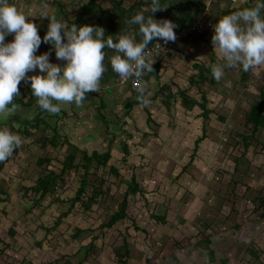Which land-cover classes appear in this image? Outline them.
<instances>
[{
  "label": "rangeland",
  "instance_id": "374dc122",
  "mask_svg": "<svg viewBox=\"0 0 264 264\" xmlns=\"http://www.w3.org/2000/svg\"><path fill=\"white\" fill-rule=\"evenodd\" d=\"M171 1L183 2L166 0L167 7L155 12L157 20L177 23L196 18L206 26L204 12L187 11L185 4L172 6ZM197 1L205 4L213 16L231 4V0ZM102 2L105 7L109 5L107 0ZM205 30L198 32L203 36L202 41H207L208 33H205L209 30ZM192 40L189 38L171 50L178 54L186 46V56L178 54L177 68L172 74L176 76L174 83L184 89L191 88L188 75L194 71L193 59L206 65L213 61L210 57L216 63L223 60L214 50L212 39L206 48L201 43L194 46ZM242 70L226 68L217 86L209 83L200 90L187 89L198 101L201 93L206 95L207 107L212 110L208 119L201 116L199 108L185 111L179 96L171 101L169 98L167 107L168 95L163 92V98L158 97L149 106L155 123H148L150 128L141 132L143 136L140 133L133 148L135 154L127 163L114 160L105 168H91L89 180L100 185L102 195L88 211L83 210L81 203L72 206L71 202L80 187L81 169L70 171L65 183L53 195L39 200L31 192L42 174L36 160L46 153L33 145V137L24 138L25 146L17 155L20 160L12 158L8 164L12 168L5 172L6 176L0 172V188L7 191L6 196L0 195L6 200V204L0 205V264H63L62 257L67 256L78 264L84 258L82 247L89 245L93 237H98L95 248L83 264H118L114 251L123 245L125 234L129 235V264H264V252L258 258L250 252V249L264 250V219L258 212L264 213V208H260L264 199V130L248 150L237 142L240 138L236 135L245 133V114L262 88L264 65L262 69L257 66L256 71L251 70L250 81L243 82ZM156 82L158 85L150 95L164 84L161 80ZM171 89L174 92L178 88L172 85ZM143 112L137 115L143 113L139 124L145 126ZM92 126L102 125L93 121ZM202 136L203 140L195 148L196 140ZM82 142L87 148L99 146L95 142L92 145ZM101 143L99 148L103 150L107 142L104 139ZM51 158L53 162L47 169L60 173L61 149L56 155L51 154ZM111 166L118 167L119 177L110 173ZM133 176L145 193L128 196V218L112 229L101 230V224L119 209ZM91 191V187L86 190L84 201ZM62 215L65 216L61 224L53 227ZM237 223L240 228L236 227ZM77 228L85 232L75 239Z\"/></svg>",
  "mask_w": 264,
  "mask_h": 264
},
{
  "label": "clouds",
  "instance_id": "9594fccd",
  "mask_svg": "<svg viewBox=\"0 0 264 264\" xmlns=\"http://www.w3.org/2000/svg\"><path fill=\"white\" fill-rule=\"evenodd\" d=\"M146 7L155 13L167 5L162 4V0H151ZM262 10L264 0H255L254 6L223 15L213 25L212 44L223 57L222 63L211 66L216 80L222 79L226 68L248 71L264 65ZM42 17L50 19L43 37L36 23L14 3L0 0V114L13 112L18 107L13 101L20 95L21 81L30 83L32 94L37 97L36 103L51 114L59 113L65 103L82 105L88 92L99 91L101 87L106 70L105 48L114 50L109 57L112 70L121 79L133 78V83H138L146 71L153 70L155 59L148 50L150 42L157 37L165 43L175 41L177 35L175 22L157 20L154 15L146 16L144 11H138L128 21L139 25L140 40L129 33H120L116 38L112 35L105 37L102 26L69 25L47 11L42 12ZM10 34L14 38L6 42L5 37ZM42 42L52 48L37 54ZM53 50L57 59L65 61L62 65L51 61ZM30 72L33 74L29 75ZM227 83L230 85L231 82ZM144 86L137 89L140 93L137 99L149 104L151 101L145 95ZM23 142L19 133L8 127L0 128V161L6 160Z\"/></svg>",
  "mask_w": 264,
  "mask_h": 264
},
{
  "label": "crops",
  "instance_id": "0c3cea01",
  "mask_svg": "<svg viewBox=\"0 0 264 264\" xmlns=\"http://www.w3.org/2000/svg\"><path fill=\"white\" fill-rule=\"evenodd\" d=\"M89 1L90 0H13L12 3H14L20 11L25 13L30 21H34L36 23L41 37L46 34L48 25L50 23L49 18L42 17L43 11H47L49 15L55 14L57 18L67 21L69 25H71L72 23H76L78 26L84 24L99 25L104 27L107 34L112 35L114 38H116V36L120 33H129L133 35L137 40L141 39V34L138 30L139 25L129 24L128 21L131 19V17L138 11H144L146 16L154 15L155 17V13L152 14L150 7L146 6L137 8L129 17H124L121 12L117 11L102 15L100 10L97 8L93 14L83 16L77 22H75V16ZM99 1L102 2V0ZM107 1L109 5L105 7L102 2V8L108 9L111 7L110 0ZM254 3L255 0H231V4L229 5L230 7H228L227 9L240 8L242 6L252 7L254 6ZM262 14H264V10H262ZM179 23L180 22L176 23L177 28L179 26ZM205 34H207V41H202L203 38H196L195 40H192L193 45L198 47V44L201 43V46L203 48L211 45L209 39H212L214 32H206ZM13 38V35L10 34L7 36V41H11ZM158 38L159 37L155 38L153 41L157 40ZM152 42H150V44ZM185 47L186 46H183L181 47V49H179V56H186L184 54L186 50ZM50 48H52V45L42 42L37 54H42L43 52L48 51ZM105 52L106 56L104 63L106 66V70L101 78V87L99 91L88 92L82 105L77 106L75 102L65 103L62 104L61 111L59 113L51 114L48 111L40 108L36 103L37 97L32 94L30 83L26 84L24 81H21L19 85L20 95L16 96L14 100H20L22 101V104H17L18 107L13 112L0 114V128L8 126V128L13 132L19 133L23 140L24 138H27V136L33 137L35 140H33V145L38 147L39 152L42 151V153H46L45 157H42V155H40L39 158H37L36 165L39 159L46 157L51 158V154L56 155V151L59 149H61V154L64 155L68 148L67 143L64 142V144H62L64 139L66 141L68 140L71 144L76 145L81 151H85L88 154H93L95 152L103 154L107 151H110L111 159L109 160V162L115 160L117 163H119V161H124V159L128 160L130 156H133L135 154V149L133 148L135 147L134 145L139 139L140 133L145 132V128H150V125L148 124L150 123L148 120V113L150 112L152 118H154L152 110L149 108V106L153 102L151 104H146V106L143 104H134L132 108L127 110L126 104L134 103L136 101L134 92L137 91L131 89L128 84H120L117 82L119 74L112 70V66L109 60V57L114 53V50L106 48ZM178 54L171 53V51L168 52L165 58H163L164 56L162 57L163 60L161 59V61L153 64L152 71H146L144 73L143 78L146 81V96L148 99H151L153 97H156V99L158 97L163 98L161 88L163 86H166L170 89V92L165 90L164 93L166 92L165 94L168 95L170 101L171 99L177 98L178 96L181 100V95H176L178 89L177 91L173 92V89H171L172 85L181 90H185L188 95V90L195 87L189 81V77L193 73H195V71H192V73L188 75V84L191 87L190 89L187 88V90L175 84L176 76H173L172 74L176 71L175 68H177L175 58H177ZM50 59L53 63H59L61 65L65 62L63 60L57 59L54 50L51 54ZM194 61L195 59H193V62ZM262 68L263 65L261 66V69ZM38 72L39 69H37V73ZM257 72L261 75V70H258ZM31 74L33 73L30 72L29 75ZM163 74H167V76H163ZM156 80H161L164 84H162L157 89V91L155 90V94L150 95L149 93H153V87H156L158 85ZM168 97L165 98L166 102H168L169 100ZM190 97L193 98L192 96ZM141 110L142 112L145 111L146 113L145 126L139 124L141 123L140 117L144 113L143 112L140 116H138L137 114L141 112ZM93 121L94 123H100L102 126H92ZM24 123H29V126H27L28 128L24 125ZM31 125H38V127L32 129ZM24 129H27L28 134ZM75 130H78V132L76 133ZM21 131H24V133H21ZM141 134V136H143V133ZM42 135L44 142L45 137H48L49 139H56V143H59L60 146L55 149L50 144L39 141ZM104 139L107 142L106 148H109L100 150L99 147L102 146V143L100 145V140H102L103 142ZM114 139H118V141ZM82 141H84V143L87 145H92V143L95 142L99 146L97 148H87L82 145ZM61 144L63 145V147H61ZM24 146L25 145H23L22 143L20 146L15 148L13 153L6 160L0 161V165H2L0 172H3L1 173L3 174V176L7 175L5 172L11 170L12 167H8V164L13 161L12 158H14L17 162L18 160H20V157L17 155L22 152ZM125 147H127V152ZM52 162L53 160L51 161V163ZM109 162L106 166H108ZM47 166L49 165L46 164L40 167L42 168V174L44 173V169ZM111 167H109V170L111 169ZM16 168L17 166L15 167V170L17 171ZM116 168L118 169L117 166ZM3 203L6 204V202H0V205H3Z\"/></svg>",
  "mask_w": 264,
  "mask_h": 264
},
{
  "label": "trees",
  "instance_id": "16d2710c",
  "mask_svg": "<svg viewBox=\"0 0 264 264\" xmlns=\"http://www.w3.org/2000/svg\"><path fill=\"white\" fill-rule=\"evenodd\" d=\"M128 1L130 3L127 5ZM150 2H151V0H149V1H147V0H110L111 7L108 9H104V8H102V2L101 1L90 0L86 5H84L82 7V10L79 13H77V15L75 16L76 17L75 22H77L83 16H88L90 14H93L97 8L100 10L102 15L106 14V13L117 11V12H121L124 17H129L132 15V13L137 8H141L143 6L145 7L147 5H150ZM165 2H166V0H162V4H164ZM171 4L177 5V6H181L182 4H185L183 7L185 9H187V11H188V9H196V10L198 9V11L200 13L204 12L205 17H206L204 20H206V22L211 21L213 24H215L218 21V19L221 18L223 15H226V14H229L233 11L245 8L242 6L240 8L226 9V10L221 11V13H218L217 15L213 16V15H211L212 13H209L207 11L206 5L199 3V1H197V0H183V2H180V3H176V2L172 3V1H171ZM186 18H188V17H186ZM197 23H198V21L196 18L192 19L191 21H189V20L188 21H182L179 23V26L177 29H175V31L177 32V31L186 29V28L190 27L191 25H194ZM209 32H214V31L209 30ZM209 34H211V33H209ZM107 35H108L107 32H105V37H107ZM190 38L191 39L193 38V40H195L196 38L201 39L203 37H202V35L197 33V34L191 35ZM153 42H155V41H153ZM178 45L179 44L175 45L172 49L176 48ZM105 50H106V48L104 49V51ZM165 56H166V54H165ZM210 59H213V61L210 62L209 65H206L205 62L201 63V62L197 61L196 59L193 62L192 68L195 71V73H193L189 77V81L191 84H193L199 90L202 89V86H205L206 84H209V83H210V85L213 84L214 86H217L218 84H220V82H218L213 77L212 71H211V66H212V64L216 63V59L212 58V57H210ZM218 62L222 63L223 60L221 59ZM250 74H251V70H248V71L242 70L243 82L248 81V80L250 81V79H251ZM262 81H263V85H262V88L260 89V91H258L259 94H258L257 98L255 99L254 103L251 104V107L249 108V110L245 114V128H246L245 133H236V135L240 138V140H237V142H239V144L243 145L246 150H248V148L251 146L253 140H255V141L258 140L256 136L259 135L262 132V130H264V78L261 79L260 82H262ZM144 87L146 89L145 95H147V88H146L147 86L145 85ZM244 88H245V86H244ZM161 89H162V91H161L162 93L165 90H167V91L170 90L166 86H163ZM134 94L136 96V101L134 103H127L126 104L127 110L132 108V106L134 104H143L146 106V104H144L142 101L137 99V97L140 95V93L137 91V92H134ZM201 94H202V96L200 98L201 100L197 101L196 99L191 98L185 90H181L178 88V92L176 93V95H181V100H182L181 105L185 110L192 111L195 107H197L202 111L201 116L205 119H208L209 115L212 113V110L207 107L208 99H207L206 95H204L203 93H201ZM149 100L151 101L149 104H151L152 102H154L156 100V97H153ZM13 102L16 104H22V101H20V100H14ZM167 107H169L168 102H167ZM148 117H149L148 120L150 123H155L150 112L148 113ZM24 125L27 127V126H29V123H24ZM36 127H38V125H31L32 129H35ZM25 132L28 134L27 129L25 130ZM21 133H24V131H21ZM203 138H204V136H202L196 140L195 148H197L198 144L203 140ZM39 141H41L43 143L46 142L47 144H50L51 146H53L55 149H57L58 146H60L59 143H56V139H49L48 137H45V142H44L43 141V135L41 136ZM64 142L68 144V148L66 150V153L64 155H62L63 160L61 162L62 163V169H61L60 173H57L56 171H50L46 167L44 169V173L41 176H39L35 185L33 187H31L30 190H31V192L33 191L36 195L39 196V200L44 199L47 196L55 194V190L57 188H61V186L65 183V176L70 171L81 169L83 173H82L81 178H80V187L76 193L75 198L72 199L71 202L73 203L72 206H74V204H76L78 202L81 203L83 210L88 211L89 209H91L92 205H94V203H96L97 198L100 195H102V188L100 187V185L97 186V185L91 184V181L89 180V176L91 175V168H93V167H95V168L106 167L107 163L111 159L110 151H107L106 153H103V154H100L98 152H95L93 154H88L85 151H81L76 145L71 144L68 140L66 141L64 139L62 144H64ZM62 144H61V147H63ZM126 148L127 147H125V149ZM126 152H127V149H126ZM193 158H194V154L191 156L190 163L193 162ZM51 161H52V158H47V157L41 158L37 162V165L39 167H42L46 164L50 165ZM124 162H127V160L124 159ZM1 168H2V165H0V169ZM109 171L112 175L119 177V171L116 167H111V169ZM131 182H132V184L127 186L128 188H127V190L123 196L122 202L119 204V209L110 217V219L107 222L101 224V226H100L101 230H103L105 228L112 229L117 223L124 221L128 218V214L126 212L129 208L128 196H130V195L136 196L137 194L143 195L145 193V191H143L142 187L138 183L135 176H133L131 178ZM90 187L92 188V191H91L92 194L87 197L86 201H84L83 196L85 195L86 190ZM0 195L6 196L7 191L0 188ZM257 200H259V199L257 198ZM257 200L254 203H255L256 208H258V210H259V207L257 206ZM5 201L6 200L3 199V197H0V202H5ZM260 208H264V199L261 200ZM258 212H259V216L261 217V219H264L263 211H258ZM63 216H65V215H62V217L57 220L56 224L53 227H58L61 224ZM158 218L161 220V222H163V223L166 222L163 217H158ZM236 227L240 228V224L237 223ZM47 231H49V230H47ZM84 232H85V230H83L81 228H77L76 233L73 237L76 239L79 235L83 234ZM14 233H15V231L13 230L12 235ZM128 237H129V235L125 234V236L123 237V245L114 251V254L116 255V259H117L118 264H129L131 250H130V245L128 242ZM97 238L98 237H93L92 242L89 245L82 247L83 251H84V258L81 259L78 262V264H83L85 262V260L89 257L90 252L93 251V249L95 248L94 242ZM206 241H207V243L209 242L208 239ZM250 252L252 255H254L255 257L258 258L260 256V253L264 252V250L263 249H257V250L250 249ZM62 258H63V260H65V262L63 264H75L72 261V258L70 256L62 257ZM49 264H50V262H49Z\"/></svg>",
  "mask_w": 264,
  "mask_h": 264
},
{
  "label": "built area",
  "instance_id": "2783aa9c",
  "mask_svg": "<svg viewBox=\"0 0 264 264\" xmlns=\"http://www.w3.org/2000/svg\"><path fill=\"white\" fill-rule=\"evenodd\" d=\"M13 0H10V2L12 3ZM213 23L211 21H207L206 22V26L202 25L201 23H197L194 25H191L190 27L177 31L176 32V40L175 41H168L167 43L164 42V40L162 38H158L157 40H155V42H153L152 44L148 45V50L150 51V55L152 58L155 59L154 64L158 61H160L162 59V57L167 54L169 51L172 50V48L183 42L186 39H189L191 37V35L197 34L200 31L205 30H212L214 31L213 28ZM205 30V31H206ZM5 41L7 42V36L5 37ZM157 43H159L160 45H158ZM117 82L120 84H128L129 87L135 91H137V89L145 84V80L142 76V78L140 79V81L138 83H133V78H129L127 80H123L121 79L119 76L117 78Z\"/></svg>",
  "mask_w": 264,
  "mask_h": 264
}]
</instances>
